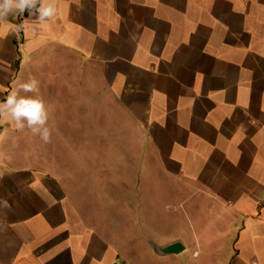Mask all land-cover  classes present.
I'll list each match as a JSON object with an SVG mask.
<instances>
[{
	"label": "crops",
	"instance_id": "1",
	"mask_svg": "<svg viewBox=\"0 0 264 264\" xmlns=\"http://www.w3.org/2000/svg\"><path fill=\"white\" fill-rule=\"evenodd\" d=\"M56 7L0 24L53 129L0 118V264H264V0Z\"/></svg>",
	"mask_w": 264,
	"mask_h": 264
},
{
	"label": "clouds",
	"instance_id": "2",
	"mask_svg": "<svg viewBox=\"0 0 264 264\" xmlns=\"http://www.w3.org/2000/svg\"><path fill=\"white\" fill-rule=\"evenodd\" d=\"M25 12L34 16L36 23L44 25L57 15L56 0H0V24L10 23ZM0 118H9L15 129H27L44 143L51 142L53 129L49 126L50 110L40 95V81L35 77L14 82L0 102ZM10 207L7 200H0V209Z\"/></svg>",
	"mask_w": 264,
	"mask_h": 264
},
{
	"label": "water",
	"instance_id": "3",
	"mask_svg": "<svg viewBox=\"0 0 264 264\" xmlns=\"http://www.w3.org/2000/svg\"><path fill=\"white\" fill-rule=\"evenodd\" d=\"M184 247L181 242L176 241L170 243L164 247L158 248L159 253L161 254H178L183 251Z\"/></svg>",
	"mask_w": 264,
	"mask_h": 264
}]
</instances>
